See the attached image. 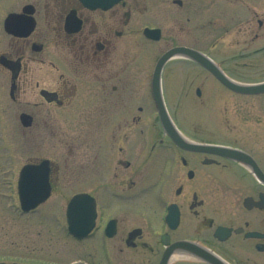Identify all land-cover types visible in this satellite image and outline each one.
Here are the masks:
<instances>
[{"label":"flooded vegetation","instance_id":"af4514ba","mask_svg":"<svg viewBox=\"0 0 264 264\" xmlns=\"http://www.w3.org/2000/svg\"><path fill=\"white\" fill-rule=\"evenodd\" d=\"M139 1L123 0L104 10L89 9L80 0H29L15 11L32 5L37 25L28 38L11 36L14 41L37 54L47 50L49 40L57 46L56 60H42L40 69L26 63L24 49L3 54L21 61L16 72L4 68L11 84L16 75L15 102L35 72H42L20 117L31 119L24 127L28 132L42 128L57 136L61 149L58 163L47 158L25 164L47 160L51 186L47 201L29 213L59 188L60 196L73 193L61 232L47 230L41 248L0 262L264 264V92L245 94L231 86L264 80L242 76L256 67L233 64L229 55L217 60L185 44L161 51L153 67L144 52L131 63L134 58L120 51L119 41L132 26ZM225 8L219 6L218 21L207 17L208 24H218L220 39L231 32L225 21L238 18L233 11L226 16ZM257 23L264 28V20ZM149 28L160 29L162 39L161 28ZM176 47L209 57L224 79L185 56L167 61L161 89L173 133L163 126L153 80L158 60ZM256 51L264 52V44ZM49 73L56 78L53 86L45 85ZM76 196L89 214L84 221L77 217L72 234L67 207Z\"/></svg>","mask_w":264,"mask_h":264},{"label":"rangeland","instance_id":"374dc122","mask_svg":"<svg viewBox=\"0 0 264 264\" xmlns=\"http://www.w3.org/2000/svg\"><path fill=\"white\" fill-rule=\"evenodd\" d=\"M28 1L0 0V56L24 49L28 58L26 63L40 69L42 60L46 59L44 63L56 60L57 46L54 40L48 41L45 52L37 54L32 53L30 46L24 48V43L14 41L4 30V20L8 14L21 10ZM174 1H139L132 26L119 41L120 51H127L134 58L131 63H137L138 54L144 52L146 64L153 67L161 51L173 44H185L205 49L217 60L229 55L234 59L233 64L256 67L257 71L250 75L242 71V76L264 80V52L256 51L264 44V28L260 29L257 23L258 19L264 20V0H181L182 7ZM220 5L226 7V16L232 15V11L233 15L238 16L235 23L225 21L231 32L223 39H220L218 24L207 22V17H214L213 20L218 21ZM41 24L40 27H43L44 23ZM145 27L161 28L162 39L152 41L146 38L143 34ZM256 33L260 34L259 39H256ZM35 73L31 86L24 87L19 95L20 102H15L10 96L11 75L0 65V261L5 262L28 255L34 247L41 248L39 242L44 239L47 230L61 232V227H65L64 209L73 193L60 196L59 193L64 190L59 188L58 193L35 212L23 213L20 209L17 181L21 168L32 159L48 158L56 163L61 159L57 136L45 134L42 128L28 132L20 121L21 110L27 108L25 101L32 100L35 81L41 80L42 72ZM55 80L49 73L45 85L53 86ZM166 91L169 92L167 84ZM201 108L195 111H202ZM67 190L73 189L70 187ZM60 204L62 207H59Z\"/></svg>","mask_w":264,"mask_h":264},{"label":"water","instance_id":"95a60500","mask_svg":"<svg viewBox=\"0 0 264 264\" xmlns=\"http://www.w3.org/2000/svg\"><path fill=\"white\" fill-rule=\"evenodd\" d=\"M86 7L90 9H110L117 3L121 2L122 0H80ZM176 2L181 4L180 0ZM35 13L34 7L32 5H27L23 8L22 13H11L7 16L4 22V29L5 31L14 37L19 38H28L36 28V20L33 16ZM145 35L154 40H159L161 36V31L159 29L152 30L147 28L145 30ZM36 51H40L41 47L35 48ZM178 56H185L191 58L201 65L209 68L213 71L219 78L224 79L220 74L218 68L216 67L215 63L207 56L201 54L198 51L187 47H176L168 52H166L159 60L153 80V91L155 98L157 100L158 106L160 108L161 119L163 122V126L166 130L176 133V127L171 121L169 114L166 110L163 98H162V89H161V72L163 70L164 65L167 63L168 60L178 57ZM0 64L12 71L16 72V70L20 69V60H11L7 56L2 55L0 56ZM16 75L13 77V82L11 85V92L10 95L14 98V91L16 88L15 84ZM237 91L245 94H259L264 92V83L254 86H242V85H231ZM21 122L24 127H29L31 125V119L27 114H22ZM46 161L39 165V166H31L26 165L20 173L19 177V197L21 202V207L25 212H29L40 204L45 202L51 193V187L48 180V172L44 169L46 168ZM83 201L79 197H75L72 199L67 216H68V224L69 230L71 233L76 234L78 230V219L77 217L81 216L82 221L86 219L89 212L85 207H78V203ZM83 225V224H82ZM84 223V227H87ZM89 230V229H88ZM0 264H6L0 262Z\"/></svg>","mask_w":264,"mask_h":264}]
</instances>
